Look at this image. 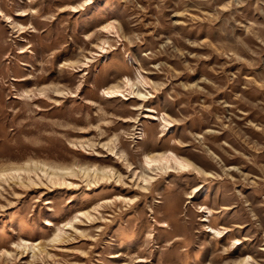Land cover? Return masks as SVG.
Here are the masks:
<instances>
[{"label": "rangeland", "instance_id": "374dc122", "mask_svg": "<svg viewBox=\"0 0 264 264\" xmlns=\"http://www.w3.org/2000/svg\"><path fill=\"white\" fill-rule=\"evenodd\" d=\"M0 264H264V0H0Z\"/></svg>", "mask_w": 264, "mask_h": 264}, {"label": "bare ground", "instance_id": "6f19581e", "mask_svg": "<svg viewBox=\"0 0 264 264\" xmlns=\"http://www.w3.org/2000/svg\"><path fill=\"white\" fill-rule=\"evenodd\" d=\"M111 27L112 26H109L108 28H111ZM112 29L111 30L108 29V30L112 31ZM142 80L145 84L150 83V80L145 78L144 76H143ZM125 85L127 86V89L132 94V96L130 98L137 97V95H139L141 98L145 96V94H142V92L137 91V88H135L133 82L129 78H126ZM103 92L107 97H116V96H120L121 92H123V90H122L121 86L114 85V86H111V87L104 89ZM149 109L151 111L155 112L154 109H151V108H149ZM152 117L155 119L161 120L163 123H165V125H172V122L170 121L169 116L165 113H163L160 116V115H157L155 112L152 115ZM112 152L115 153V155L119 159H122V161H125L124 158H122V156H119L115 150H112ZM144 161H145V166L148 169H150L153 174H157L159 172H170V171H179V170L190 171L193 168V166L190 162H188L186 159L181 157L179 154H177L173 150L166 152V153H161L158 156L145 154ZM126 164L128 165L130 170H132V171L134 170V166L132 164H130L129 162H127ZM95 169H86V170H84V172L87 173V175H88L89 172L94 171ZM41 171L46 177H49L50 180L55 184L66 183V178H65L66 174L72 173L67 168L57 169V168L47 166V165H45V167ZM99 173H101L102 175L100 174V176H99V174H96L95 177L98 178V182L101 180L100 183H104L105 180L111 179L112 176L114 175V171H112L111 169L108 171H105V172L102 171ZM135 173L138 174L139 172L135 171ZM40 177H41V175H40ZM140 178H141V180H143L146 183H148L150 180L154 179L153 176L148 177V176H144V175H142ZM195 192H197V189ZM191 196L193 197V196H195V194L194 195L192 194ZM119 197H122V196H119ZM209 211L211 212V210H209ZM213 231L217 232L220 236L224 235V233H222L219 230L213 229Z\"/></svg>", "mask_w": 264, "mask_h": 264}]
</instances>
